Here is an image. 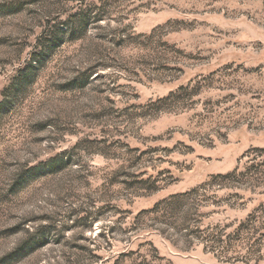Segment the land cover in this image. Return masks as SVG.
<instances>
[{
  "label": "rangeland",
  "instance_id": "1",
  "mask_svg": "<svg viewBox=\"0 0 264 264\" xmlns=\"http://www.w3.org/2000/svg\"><path fill=\"white\" fill-rule=\"evenodd\" d=\"M0 264H264V0H0Z\"/></svg>",
  "mask_w": 264,
  "mask_h": 264
}]
</instances>
